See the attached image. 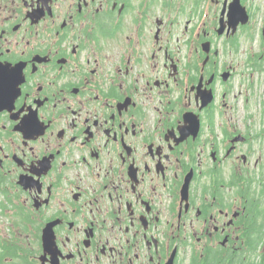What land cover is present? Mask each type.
Returning <instances> with one entry per match:
<instances>
[{"label": "flooded vegetation", "instance_id": "1", "mask_svg": "<svg viewBox=\"0 0 264 264\" xmlns=\"http://www.w3.org/2000/svg\"><path fill=\"white\" fill-rule=\"evenodd\" d=\"M263 9L0 0V264H242Z\"/></svg>", "mask_w": 264, "mask_h": 264}, {"label": "rangeland", "instance_id": "2", "mask_svg": "<svg viewBox=\"0 0 264 264\" xmlns=\"http://www.w3.org/2000/svg\"><path fill=\"white\" fill-rule=\"evenodd\" d=\"M263 12H264V9L262 12H260L259 15H257V19H258V22H260V19L263 15ZM256 27V26H255ZM247 47L244 46V50H242L241 53H238L237 55L235 56H232V61H233V64L236 66L237 70L240 72L242 69H243V61H244V56H245V48ZM262 86H259L257 88V97H255V101H254V104L256 105L255 106V109H256V114L254 115V120H257V117H258V113H259V107L260 105L261 106H264V97H262ZM258 108V109H257ZM251 149L253 152H255V157H261L259 158V160L261 161L259 163V166H252L250 165V172L252 175H254V177H257L258 176V171H262V168L263 166H261L264 162V142L262 141H258V140H255L251 145H250ZM254 158L252 159V162L254 160ZM264 247V244H261L258 248V252L256 255H259L260 254V251L263 249ZM254 256V260L257 262L259 259H260V256Z\"/></svg>", "mask_w": 264, "mask_h": 264}, {"label": "trees", "instance_id": "3", "mask_svg": "<svg viewBox=\"0 0 264 264\" xmlns=\"http://www.w3.org/2000/svg\"><path fill=\"white\" fill-rule=\"evenodd\" d=\"M254 179V177H253ZM260 190V193L258 191ZM259 190H257V201L259 203L258 207L260 208L258 219L251 228V239L253 240V244L249 247L253 250L260 245L264 239V204H261V199L264 197V182L260 185ZM253 197H255V193H253ZM242 264H254L253 260L250 261L249 259H242ZM258 264H264V247L262 250V254H260V259Z\"/></svg>", "mask_w": 264, "mask_h": 264}]
</instances>
